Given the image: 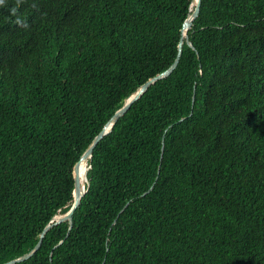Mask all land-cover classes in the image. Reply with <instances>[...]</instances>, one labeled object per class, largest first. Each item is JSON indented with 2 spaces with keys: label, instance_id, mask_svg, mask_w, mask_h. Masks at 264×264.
<instances>
[{
  "label": "trees",
  "instance_id": "trees-1",
  "mask_svg": "<svg viewBox=\"0 0 264 264\" xmlns=\"http://www.w3.org/2000/svg\"><path fill=\"white\" fill-rule=\"evenodd\" d=\"M47 224L15 264H264V0H0V264Z\"/></svg>",
  "mask_w": 264,
  "mask_h": 264
},
{
  "label": "water",
  "instance_id": "water-1",
  "mask_svg": "<svg viewBox=\"0 0 264 264\" xmlns=\"http://www.w3.org/2000/svg\"><path fill=\"white\" fill-rule=\"evenodd\" d=\"M198 1V0H197ZM199 8V2H197L194 10L186 17V19L183 21V27H188L189 25H191L192 23V20L194 18V16L196 15L197 13V10ZM182 34H183V29H182ZM181 43H182V38L180 39L179 41V49L181 48ZM177 60H178V56L175 58V60L171 63V65L166 68L164 71L154 75L151 79H149L145 84H143L140 89L138 90V92L134 95V97L132 98V100L121 106L119 109H117L115 111V113L112 115V117L108 120V122L104 125V127L100 130V132L95 135V137L93 138V140L89 143V145L87 146V148L85 149V151L83 152L82 154V158H81V163H83L85 161V157L90 155L92 150H93V147L98 143V141L104 137L107 133H109L113 127V124L115 122V120L120 117V115L126 111V109L136 100L138 99L139 95L143 92V91H146V89L152 85L155 81H157L159 78L171 73V71L174 69L176 63H177ZM162 148H163V145H162ZM87 169V168H86ZM85 181H86V171H82L81 172V185H80V188H79V191L71 205V207L64 213H59V214H55L51 219H50V222H57L59 221L60 219H63L65 217H71L73 211L75 210V208L77 207L81 197L85 194L86 192V186H85ZM49 228V224H47L43 230H42V233H41V236L40 238L38 239L37 243L29 250L27 251L26 253L12 259V260H9L3 264H15L16 262H19L23 259H26L28 258L29 256H31L33 253H35V251L37 250V248L39 247V245L41 244V240H42V237L44 235V233L47 231V229Z\"/></svg>",
  "mask_w": 264,
  "mask_h": 264
},
{
  "label": "bare ground",
  "instance_id": "bare-ground-1",
  "mask_svg": "<svg viewBox=\"0 0 264 264\" xmlns=\"http://www.w3.org/2000/svg\"><path fill=\"white\" fill-rule=\"evenodd\" d=\"M82 171H86V164H85V161L82 163Z\"/></svg>",
  "mask_w": 264,
  "mask_h": 264
}]
</instances>
